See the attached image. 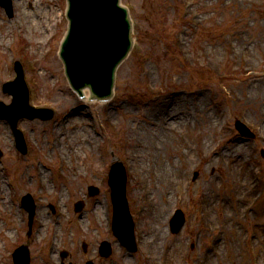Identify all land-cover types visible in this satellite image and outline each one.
Masks as SVG:
<instances>
[{
    "label": "rangeland",
    "instance_id": "obj_1",
    "mask_svg": "<svg viewBox=\"0 0 264 264\" xmlns=\"http://www.w3.org/2000/svg\"><path fill=\"white\" fill-rule=\"evenodd\" d=\"M15 1L13 10L16 12L18 9L17 18L8 19L5 10L0 7V38L6 32H12V43L2 54L0 53V103L5 105L11 103V96L3 94L2 89L6 82L11 83L15 80L14 65L18 62L21 68L23 67L25 81L30 89L31 104L43 106L52 103L57 109V114L48 122L39 120L18 122V126L20 125L19 127L25 133L23 136L28 153L25 157L20 154L17 156L13 146V134L8 124L0 120V155L4 157L3 160H6L8 168L13 169L8 171L9 178L19 184L24 181L20 172L34 174L35 176H30L26 180L25 191L20 193V196L22 195V198L30 196L35 201L33 198L36 193L35 186L44 185L52 196L43 199L40 205H45L44 210L48 211L49 217L51 210L48 206L54 205L58 195L63 192L60 197L63 199V209L70 210L67 205L73 202L74 198L86 197L88 185L101 189L99 201L103 205L104 182L102 181L106 174L104 169L107 172L110 166L117 165L116 162L127 154V141L125 142L122 136L119 147H116L114 142L116 135H112V130L107 129L104 134L99 133L98 144L93 145L91 151L87 146L78 149L76 158H79L80 162L77 164L73 160V153L66 145L71 142L77 146L73 139L64 140L62 147L58 146L62 143V135L59 133L64 126L60 123L68 112H75L74 117L81 113L83 119L87 120L89 115L94 116V112L100 111L94 110L97 106H92V110L85 106L87 103L78 102V99L69 92L63 78L56 50L59 39L66 29V21L61 15L64 1ZM123 1L130 6L131 16L140 25L141 46L152 56L149 67H152L156 74V84L162 91L174 93L175 100L181 99L182 110L178 108L177 112H184L185 116L184 125L177 124V127L174 120L172 121L171 126L174 131L167 138V144L171 145V148L167 147L166 160L170 156L169 164L174 174L175 186L170 189L171 205L166 206L160 198L158 204L160 207L167 208L169 215L161 212L157 220H154L155 217L139 214L135 224H138V230H142L143 233L149 231L150 226L157 231L159 228L162 230L164 235L158 243L159 264H203V254L198 255L195 252L196 255H193L194 251L190 248L191 244L204 248L209 237L204 231V221L197 212L198 201L207 191L211 192L205 200L210 202V208L216 220L219 219L220 205L225 203L230 207V204L223 199H227L229 193L216 198L213 194L214 183L212 182L218 183L219 178L226 180L225 175H229L232 171L230 173L232 177L246 181L249 190L252 191L251 196L264 193V157L260 155L261 151L264 152V0H196V10L193 12L197 24L195 26H192L188 17L182 18L184 13L178 0ZM39 17L44 28L41 33L43 38L41 52H37L39 48L35 47L31 31L32 25ZM179 33L184 34V41L178 39ZM177 40L182 44L178 45ZM182 45V50L190 57L189 62L183 60L182 54L177 52ZM244 46L248 48L252 70H248L239 59L237 51ZM33 59L36 61L31 64L30 61ZM208 62L211 65L207 64ZM140 63L139 58L132 55L118 72L117 85L120 88V94L130 104L128 107H122L123 111H117L119 113L115 116L122 128L129 120L133 123L137 122L142 128H147L149 119L144 118L145 112L157 106L158 111L162 112L163 99L160 105L157 102L147 105L145 102V98L150 100V94L143 88L144 78H142ZM177 91L179 93H176ZM238 99H240L239 102H237ZM245 108L248 109L243 114L246 119L240 116V112ZM177 112L172 114L178 117ZM239 118L254 133H251L254 136L253 140L240 136L235 130V122L240 120ZM76 122H67L64 126L70 136L82 128L91 138H95L92 134L94 126L90 120L81 125ZM72 125H76L77 129L71 130ZM137 131L140 133V128L137 127ZM239 136L245 143L237 144ZM65 138L66 136H63V139ZM234 144H243L246 153L242 154L239 151L231 153ZM217 150H220L219 154ZM55 151H60V155L67 157L65 158L67 162L58 159ZM186 153L187 156H185ZM220 155L227 158L222 164ZM36 160L40 163L38 167L34 166ZM58 161L67 165L64 169L67 173V181L56 177L53 173ZM38 170L43 173L40 177ZM194 171L197 172L198 184L186 186L187 179ZM257 173L259 176L255 175ZM256 179L259 182L255 183ZM58 180L63 182L64 190L58 187V191L55 188ZM5 182L6 179L0 175V192L7 189ZM125 183L130 210L137 213L134 210L140 203L138 197L141 196V192L139 190L135 192V181L130 177L127 176ZM18 198V194L14 195L10 191L8 195L2 192L0 194V202L5 199L7 203L6 213L0 212V264H12L13 250L25 242L21 234L29 231L27 216H23L17 209L18 201L22 199ZM235 198L234 214L228 217L227 243L219 250L222 257L217 259L214 257L209 262L210 264H251L244 236L254 233L257 235L254 242L259 257L256 263L264 264V230L262 233L259 232L255 216L247 217V222L240 219V210L243 212L242 207L248 201L243 199L241 191L236 193ZM106 202L109 203V198ZM176 208L182 211L185 224L179 234H170L168 221ZM259 212L262 217L258 223L262 224L264 222L263 200L259 205ZM72 215L71 206V212L68 215L70 219H61V225L58 227L61 230L58 236L59 248H67L65 237L69 236L68 230H72L76 220L71 217ZM167 216L169 218L165 219ZM36 227L37 222H33L31 232ZM76 227L79 228L78 225ZM103 234L93 233L92 237L86 235L83 239L91 244L98 240L99 236L103 238ZM138 235L142 236V234ZM42 247V243L40 245L34 243L30 246L31 253L36 256L33 264L47 263L40 249ZM116 261L117 264H143L141 258H136V261L128 260L126 263L117 259Z\"/></svg>",
    "mask_w": 264,
    "mask_h": 264
},
{
    "label": "bare ground",
    "instance_id": "obj_2",
    "mask_svg": "<svg viewBox=\"0 0 264 264\" xmlns=\"http://www.w3.org/2000/svg\"><path fill=\"white\" fill-rule=\"evenodd\" d=\"M40 18L41 17L36 18V21L32 25L33 27L31 30L35 47L39 48V51L37 52H41L42 42H43L42 41L43 38L41 34L43 23L41 22ZM11 43H12V37L10 36L9 33L6 32L0 38V53L2 54L6 49H8ZM87 96L88 94L86 93V97ZM86 103L93 104V105H90L91 108L92 106L93 107L97 106L98 108L97 110H102L103 105L106 104L107 102L102 101V102L94 104V102L90 103L86 99ZM182 106L183 105L181 103V99L179 98L176 100V105L174 103L173 108L171 109V112H157L158 111L157 107L153 110L146 111L145 114L147 115V119H149L148 125L160 127L162 123L166 120V118L170 114H172V112H177L178 108L182 110ZM177 113L179 115L178 117L177 116L174 117L175 118L174 124L176 126L177 124L184 125L185 124L184 112H177ZM75 115H76L75 112H71L69 118L65 116L62 122L67 123L71 121L73 122L77 121L76 123H78V125H81L84 122H87L89 120L91 122L93 120L92 115H89V118L87 120L83 119V115L81 113H79L77 117H74ZM72 128L77 129V126L72 125ZM142 130H143V134L137 133L135 126L129 130V132H132V133H129L131 135V138L129 140L131 142V146H129V150H128L129 152H131V154H127V157H126V166L129 170L128 172H130L133 178L137 179L138 181L140 180L142 182V186L140 187V189L146 188V190L149 189V192H155L158 194H160V192L161 194L165 193L166 192L165 188H169V186L171 187L172 183L175 180L174 175L172 174V171L170 170L171 164H168V161H167V164H165L162 160L164 156L166 157L167 147L171 148V145L168 146L167 144L165 149H163L166 144L165 140L167 139V137H165L164 134H162L163 132L159 133L158 131H155V130H149V129L146 130V128ZM134 132H136L137 134H135ZM137 136L139 138L138 140L136 138ZM155 136H157V138L159 137V139L162 141L160 143L161 149H159L158 153L155 152L152 142L150 140L151 139L150 137L155 138ZM72 139H73V142L77 145V146L74 145V149L72 150L74 155H78L77 154L78 149H83L84 146L90 147V151H91V148L93 147V145L98 144V140H96L95 138H91L89 133L85 129H82V128L79 132H75L74 134H72ZM240 143H242V140L237 139V144H240ZM242 145L234 144L230 152L235 153L239 151L242 154L246 153ZM137 149L139 150L137 151ZM162 154L164 155L162 156ZM185 156H187V153L185 154ZM1 192L7 193L8 195V191L6 189L2 190ZM151 198L157 199V197H153V196L149 197V199ZM171 200L172 199H170V205H171ZM150 202L155 207L158 205V203L154 199H151ZM6 205L7 203L5 199L0 202V212L3 214L6 213V209H5ZM167 210H168L167 208H164L163 206L161 207V211H167ZM163 235H164L163 233L159 232V236L161 237L160 240L163 238Z\"/></svg>",
    "mask_w": 264,
    "mask_h": 264
},
{
    "label": "water",
    "instance_id": "obj_3",
    "mask_svg": "<svg viewBox=\"0 0 264 264\" xmlns=\"http://www.w3.org/2000/svg\"><path fill=\"white\" fill-rule=\"evenodd\" d=\"M69 1L71 28L63 52L64 61L77 84L105 76L107 85L110 69L121 55L113 45L116 40L120 44L124 32V25L120 23L119 33L115 35L113 22H120L121 18L116 0Z\"/></svg>",
    "mask_w": 264,
    "mask_h": 264
}]
</instances>
